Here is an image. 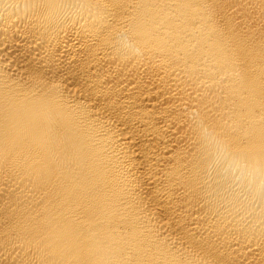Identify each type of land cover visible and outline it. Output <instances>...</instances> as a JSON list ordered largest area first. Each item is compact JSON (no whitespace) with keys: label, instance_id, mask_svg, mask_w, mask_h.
I'll list each match as a JSON object with an SVG mask.
<instances>
[{"label":"bare ground","instance_id":"1","mask_svg":"<svg viewBox=\"0 0 264 264\" xmlns=\"http://www.w3.org/2000/svg\"><path fill=\"white\" fill-rule=\"evenodd\" d=\"M0 264H264V0H0Z\"/></svg>","mask_w":264,"mask_h":264},{"label":"clouds","instance_id":"2","mask_svg":"<svg viewBox=\"0 0 264 264\" xmlns=\"http://www.w3.org/2000/svg\"><path fill=\"white\" fill-rule=\"evenodd\" d=\"M235 171V170H234Z\"/></svg>","mask_w":264,"mask_h":264}]
</instances>
